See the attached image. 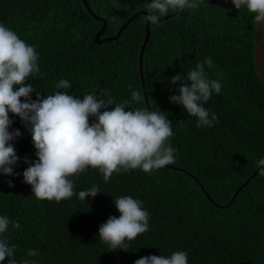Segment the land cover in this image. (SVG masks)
Listing matches in <instances>:
<instances>
[{
    "label": "trees",
    "instance_id": "1",
    "mask_svg": "<svg viewBox=\"0 0 264 264\" xmlns=\"http://www.w3.org/2000/svg\"><path fill=\"white\" fill-rule=\"evenodd\" d=\"M148 2L119 0L117 7L114 0H87L91 11L106 20L102 38L113 37L136 12H147ZM171 14L180 16L161 17L159 27L149 24L143 55L148 103L172 122L169 145L176 149V162L171 166L197 178L211 200L224 206L264 159V87L253 63L256 24L253 14L237 10L231 0H205L195 10L167 15ZM113 16L118 17L115 22ZM0 23L38 53L40 71L26 81L35 90L30 94L33 101L37 92L43 99L66 91L80 99L93 94L107 100L110 95L113 105L101 112L124 101L129 102L125 111L147 109L138 67L144 16L134 19L117 40L100 45L93 41L102 22L81 0H0ZM205 58L213 64L211 69L205 65L207 77L219 80L222 89L201 102L209 118L214 114L218 122L198 128L196 117L170 102L180 87L179 81L170 80L176 74L184 79ZM61 79L71 87L57 89ZM101 90L105 95L100 96ZM134 90L141 92L142 102L131 101ZM9 118L13 121L9 132H21L10 141L20 159L12 166L14 175L0 173V216L21 227L13 229L10 224L0 238L15 245L17 264L25 259L36 264H134L148 255L170 256L175 251L187 252L188 264H264L261 171L226 209L212 204L188 174L165 167L151 174L139 169L114 173L108 182L89 167L72 177L74 191L95 185L100 191L95 197L85 202L76 196L60 203L37 200L22 175L29 166L24 157L37 159L30 131L18 116L9 113ZM120 196L140 200L150 214L149 231L129 242L127 251H113L98 238L99 225L109 216L119 217L113 200ZM29 249L38 255L28 257ZM0 264H8L7 258Z\"/></svg>",
    "mask_w": 264,
    "mask_h": 264
},
{
    "label": "clouds",
    "instance_id": "2",
    "mask_svg": "<svg viewBox=\"0 0 264 264\" xmlns=\"http://www.w3.org/2000/svg\"><path fill=\"white\" fill-rule=\"evenodd\" d=\"M205 0H149L144 5L148 14L144 20L159 27L161 17L171 12L195 10ZM237 10L245 8L253 14L257 26L264 25V0H231ZM119 6V0H114ZM118 17L113 16L115 22ZM213 67L210 58L198 63L182 79L180 74L171 77V84L180 82L179 95L169 97L170 102L181 105L189 116L197 118L196 127L214 126L218 118L202 106L213 93L219 94L222 84L219 80L209 79L205 71ZM38 53L34 46L27 44L15 31L0 23V173L14 175L13 165L20 157L10 141L21 136L17 129L9 132L13 121L9 113L18 116L31 134L35 149V161L24 157L29 166L23 171V182L31 186L37 200L60 203L74 196L84 201L100 193L93 185L78 193L72 177L91 167L102 174L108 182L114 173L139 169L151 174L155 170L174 164L176 149L169 145L174 133L171 121L162 112L137 108L125 111L128 101L115 103L111 111L107 109L114 101L98 99L87 94L83 99L69 95L66 91H56L43 99L37 92L33 101L30 94L35 91L29 77L39 73ZM190 82V83H189ZM71 84L61 79L57 89H69ZM105 95L101 90L100 96ZM23 98V102L21 101ZM140 91H132L131 101L142 102ZM95 117V122H89ZM258 167L264 165L260 159ZM264 175V168H261ZM9 187L13 184L7 182ZM119 217L109 216L99 225L98 238L111 250L127 251L129 242L149 231L150 214L142 207V202L131 196H120L113 200ZM21 227L18 221L0 216V237L8 231ZM15 245L8 246L6 238H0V262L7 258L8 264H17L14 258ZM36 250L29 249L28 257L37 256ZM23 264H36L25 259ZM134 264H188V253L175 251L170 256L148 255L137 259Z\"/></svg>",
    "mask_w": 264,
    "mask_h": 264
},
{
    "label": "water",
    "instance_id": "3",
    "mask_svg": "<svg viewBox=\"0 0 264 264\" xmlns=\"http://www.w3.org/2000/svg\"><path fill=\"white\" fill-rule=\"evenodd\" d=\"M85 9L87 10V12L96 20H99L100 22H102V26L100 28V30L96 33L95 37H94V44L96 45H100V44H104V43H108V42H112L117 40L121 33L127 28V26L134 20L136 19L138 16H146L147 12L146 11H138L135 14L131 15L118 29L117 33L113 36V37H109V38H102L101 35L104 32L105 28H106V20L96 16L90 9L89 5L87 4V0H81ZM180 14H171V15H167L165 17H163L164 20L172 18V17H179ZM185 17L187 16L186 14L184 15ZM149 22L145 21V31H144V39L142 42V45L140 47V52H139V61H138V67H139V72H140V78H141V85L143 88V96H144V100H145V104L146 107L149 111H151L150 109V105L148 103V99H147V94H146V89H145V81H144V77H143V55H144V50L145 47L149 41V37H150V30H149ZM253 63H254V67H255V71L257 73L258 78L260 79L263 87H264V25H255V32H254V52H253ZM165 168L171 169V170H177L180 172H183L185 174H188L190 177H192L195 182L199 185L202 193L204 194V196L212 203L215 204L210 196L206 193L204 187L201 185V183L199 182V180L197 178H195L193 175L187 173L186 171L171 166V165H167L165 166ZM261 168H264V165H261L259 167H257V169L253 172V174H251V176H249L241 186H239V188L233 193L230 201L228 202V204L224 205V206H219L216 205V207L221 208V209H226L228 207H230L236 196L238 195V193L260 172Z\"/></svg>",
    "mask_w": 264,
    "mask_h": 264
}]
</instances>
